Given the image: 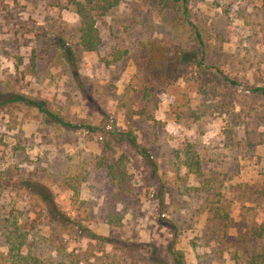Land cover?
I'll list each match as a JSON object with an SVG mask.
<instances>
[{"label": "rangeland", "instance_id": "374dc122", "mask_svg": "<svg viewBox=\"0 0 264 264\" xmlns=\"http://www.w3.org/2000/svg\"><path fill=\"white\" fill-rule=\"evenodd\" d=\"M87 1L100 0H0V264H152L170 245L186 264H249L264 224V99L247 90L264 85V0H188L201 41L156 0H120L92 16L94 51L79 43Z\"/></svg>", "mask_w": 264, "mask_h": 264}, {"label": "trees", "instance_id": "16d2710c", "mask_svg": "<svg viewBox=\"0 0 264 264\" xmlns=\"http://www.w3.org/2000/svg\"><path fill=\"white\" fill-rule=\"evenodd\" d=\"M119 1L120 0H100L99 2L94 4H92L90 1L89 2L87 1L86 4L78 3L76 5L77 14L81 19V25H80L81 27L79 30V43L85 50L94 51L99 44L97 31L93 26L92 16L97 13H99V15H104L106 12L113 9L115 6L119 5ZM188 4H189L188 0H156V7L158 11L160 10L159 12L168 14L175 28H180L181 30H186V31L193 29V32L196 35V40L201 41L200 34L196 30V27H194V25L190 21ZM226 81H230V80L226 79ZM230 83L236 85L234 81H230ZM247 90L250 93H252L254 96L264 99V85L250 86L248 87ZM13 100L14 101L20 100L23 102L22 99H13ZM10 101L12 100L3 101L1 104H6ZM25 102L35 107L40 113H43V115L48 116L53 121L63 126H69V123L63 121L55 113H52L51 111H46L41 103L30 99H26ZM132 143L135 149L137 150L139 156L146 162H152V166L157 171L156 163H153L154 161L149 156H147L144 153V151L139 149L134 139H132ZM49 196L51 199V195ZM259 196L261 201L264 203V189L259 190ZM41 200L43 201V199ZM42 205L44 206L43 210H45L46 215L50 219V222L58 224L59 221H63L62 220L63 216L61 217L62 213H59V210H55L51 207L45 208L46 205L44 203H42ZM102 239L108 242L109 244L115 246L114 248L118 250L124 249L125 242L113 241L112 239H109L107 237H102ZM251 239L254 241H260L261 246L258 251H254L252 253V257L251 260H249V264H264V224L263 223L259 224V226L252 229ZM165 251L170 261L165 262V261L154 260L152 264H186L184 253L182 251L174 249L172 245L168 246L165 249ZM134 252H137V249L134 250ZM10 255L13 259L12 264H43L41 263V261L32 259L28 254L23 255L22 252H16L13 253V255L11 252Z\"/></svg>", "mask_w": 264, "mask_h": 264}]
</instances>
